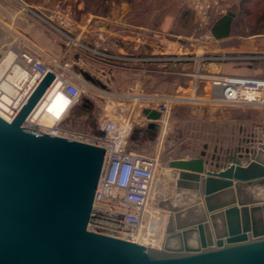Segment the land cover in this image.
<instances>
[{"label": "water", "instance_id": "obj_1", "mask_svg": "<svg viewBox=\"0 0 264 264\" xmlns=\"http://www.w3.org/2000/svg\"><path fill=\"white\" fill-rule=\"evenodd\" d=\"M53 80L47 72L10 122L0 117V264H264V146L225 165L205 151L168 163L175 192L158 208L170 214L165 242L178 238V247L89 230L105 149L23 126ZM142 114L154 135L160 114Z\"/></svg>", "mask_w": 264, "mask_h": 264}, {"label": "rangeland", "instance_id": "obj_2", "mask_svg": "<svg viewBox=\"0 0 264 264\" xmlns=\"http://www.w3.org/2000/svg\"><path fill=\"white\" fill-rule=\"evenodd\" d=\"M86 1L89 4H96V0ZM194 1L119 0L115 2V0H109L105 4L106 11H100L101 9L98 8L99 10L94 15L106 16L111 5L119 6L122 3H127L130 9V19L135 20V23L142 22L150 29L146 30L150 33L147 41H152L151 34L154 30L158 33L155 38L158 44L175 43L177 46H181L183 50L186 49L187 53L206 52V48L211 44L209 31L217 16L216 13H213L211 15L212 20L207 25L200 22L199 17L193 10ZM241 1L222 0V5L227 7V13H235L234 15H236L238 21L243 20L245 16L244 9L240 5ZM56 3H61L63 6L74 10L76 5L80 3L84 6L86 2L85 0H0V63L9 52H15L16 47L21 46L22 39L33 43L18 28L9 23L13 17L26 18V12L22 11L21 4H26L46 13L45 10L53 9ZM237 3H239L241 10L235 9L234 11L231 7H233L232 5L236 7ZM83 9L81 8V10ZM81 14L85 13L78 12L77 16L79 17ZM73 19L75 20L74 15ZM32 27L35 33L52 37V35L43 31L44 29L40 24L34 22ZM128 29L129 31H137L134 27H128ZM17 52L18 50L14 53L16 54L13 61L15 64H18ZM214 54L222 55L221 53ZM78 57L81 60L80 67L71 64L70 72L73 76L79 78L76 80V84L83 88L84 93L60 127L69 132L70 136L80 138L82 142L89 144H92L90 141L97 136L100 121L103 117L125 123L127 128H120L125 131L124 135L127 134L130 128L127 136L128 149L136 154L153 158L157 163L155 194L146 207L143 227L140 229L142 236L139 238H144L142 242L147 243L144 246L160 249L166 240V228L170 214L159 209L158 202L170 198L175 192V184L168 178L171 171L168 168V163L176 159L194 158L199 156L201 151H205V158L209 162H211L210 158L212 156L219 158L221 165L226 163L227 156L232 155L236 148L242 154H245V149H248L251 156L257 154L258 150L264 146V125H259V123L257 125L255 122L261 109L250 106L213 107L193 104L187 100L180 101L171 106L167 118L157 122L158 129L154 135H151V131L145 128L146 124L142 120V109L138 106L139 102L127 101L122 97L124 93L122 90L136 86L139 83L143 88H147L148 95L156 93L160 96L187 98L191 95L190 81L188 77L183 75L182 66L177 67L174 74L167 75L151 70L141 71L134 68L105 65L87 56ZM228 65L233 66V64L214 63L204 69L209 75L215 73L241 75L237 72H230V66ZM222 67V70L219 69ZM253 68L260 69L264 74V64L253 65ZM82 70L87 73L92 72L91 77L98 81L99 85L86 81L80 73ZM111 83L116 87V91H112V93H110L111 89L109 91V87H112ZM202 85L204 86V83ZM198 94L202 95L203 93L199 92ZM61 96L57 95L48 107L49 112L54 116V120L58 116V106L62 105ZM84 99L88 100L90 104L84 102ZM117 103L120 104L117 105ZM104 108H106V112H103ZM130 111H133V115L128 119L126 113H130ZM44 120L48 121L49 119L45 118ZM250 120H254V122L250 124ZM238 126L241 127L242 132L240 136ZM144 129L147 130V133L143 132ZM260 159L264 160V153L260 156ZM210 168L213 169L214 167L211 166ZM251 190L257 192L260 189L255 186ZM153 226V232L148 233L146 231L147 227L151 228ZM145 233L149 236L148 240H145ZM194 241V239H189L188 244L195 246ZM171 246L174 247L175 243L171 242Z\"/></svg>", "mask_w": 264, "mask_h": 264}, {"label": "built area", "instance_id": "obj_3", "mask_svg": "<svg viewBox=\"0 0 264 264\" xmlns=\"http://www.w3.org/2000/svg\"><path fill=\"white\" fill-rule=\"evenodd\" d=\"M21 6L22 11H25L33 22L40 24L54 36L66 51L73 52L77 56H87L105 65L141 71L151 70L167 75L174 74L176 68L182 66L183 75L190 81L189 97L160 96L156 93L126 95L127 98L143 101L144 109L157 111L160 120L167 118L174 103L185 100L193 104L215 107L264 108V77L219 73L209 75L204 69L214 63L247 66L264 61V55L187 53L175 43L159 44V52L156 53L145 49L116 54L107 45L101 43L103 39L100 42L87 43L74 36L75 20L71 8L56 3L53 9L41 13L26 4ZM193 10L200 22L205 25L211 22L213 13H216L217 18L227 13V7L222 5V0H195ZM136 30L130 32L139 40L147 39L150 35L144 29ZM17 63L13 65L17 68L11 73L13 79L7 76L12 68L0 77V111L4 113L6 119L2 118L10 122L47 72H50L54 75V80L23 126L52 136L80 140L70 136L69 132L60 127L68 110L80 101L84 93L83 88L76 84L79 78L70 72V63L58 62L26 39H22L21 46H18ZM3 83L11 86L10 93L3 90ZM51 89L56 95H62L63 111L55 118L52 126L46 127L37 121L35 110L39 104L47 102L52 93L49 94ZM199 92L203 94L199 95ZM5 96L10 99L9 103L4 99ZM129 132L130 128L124 135L123 131L116 129L114 122L102 118L97 136L90 141L93 145L105 149V158L93 197L89 230L137 243L138 232L143 227L146 207L155 194L157 163L153 158L136 154L128 149ZM153 230L154 226L146 229L148 233ZM145 234V240H148L149 236Z\"/></svg>", "mask_w": 264, "mask_h": 264}, {"label": "crops", "instance_id": "obj_4", "mask_svg": "<svg viewBox=\"0 0 264 264\" xmlns=\"http://www.w3.org/2000/svg\"><path fill=\"white\" fill-rule=\"evenodd\" d=\"M232 6L233 7L231 8L234 11L235 9L241 10L239 3L236 4V7L235 5ZM81 8H83L82 4L79 3L78 5H76V12H79ZM37 10L39 11V9ZM47 10L48 9H46L45 12H47ZM234 14L235 13L233 12H228L227 14L218 17L213 22L209 31V38L211 40V44L209 45L208 48H206L207 50L206 52L208 53L214 52L221 54L264 55V21L249 22L245 18V16L243 17V20L238 21L236 15ZM25 16L27 19L25 17L24 19L22 17H21L22 19H20V17L19 18L13 17V19L10 20L9 22L10 25H14L16 28H18L19 31L22 32L29 40L33 41L34 45H36L39 49H41L51 58L56 59L58 62H69L70 65L75 64L80 67L81 60L75 53L66 51L62 46V44L55 37L44 36L42 33H37V32L35 33V30L32 27L34 22L26 14ZM129 16H130V9L127 3H122L119 6L111 5L110 8H108V12L106 16H98L87 12L75 18V29L73 34L76 38L81 39L82 41L87 43L100 42L103 39L101 43L103 45H107V47L116 54H123L126 52H132L137 50L141 51L145 49L153 53L159 52L158 51L159 44L158 41L155 40V38L157 37L156 34L158 33L155 32L154 30L152 31L153 33L151 34L152 41H147L148 39L139 40L133 33L129 31L128 27H134L136 29H144V30H150V29L148 28L147 25L143 24L142 22L135 23V20L134 21L131 20ZM43 31L47 32L45 29ZM47 33L50 34L49 32ZM183 51L187 52L186 49H184ZM256 64H264V61L255 62L247 66H238V65H233V66L228 65V66H230L229 67L230 72L233 73L237 72L240 73L241 75H249V76L256 75V76L264 77V74L260 69L256 70V68H253V65ZM219 69L222 70L223 67ZM88 74L90 76L93 75L92 72ZM110 89H111L110 93H112V91H116L115 85L112 84V87H109V91ZM122 91H124L122 97L127 99V101L139 102L138 106H140V108L142 109L141 110L142 113L145 106L143 101H139V100L136 101L135 99L130 97L127 98L126 95H148L147 88H143V86H140V84L138 83L136 86L126 88V90H122ZM56 97L57 95L55 96V98ZM53 101L48 103V105L46 106L47 108L46 110H44V112L46 111L49 112L48 107L50 106V103H53ZM76 104H74L68 110L62 122L60 123V126L62 125V123L66 121L68 113L72 110V108ZM118 104L120 103H117V105ZM58 108H59L58 109V116H59L63 111V104L59 105ZM260 109L261 110H259L258 117L255 119V122L257 123V125L258 123L259 125L260 124L264 125V108H260ZM103 112H106V108L103 109ZM132 115H133V111H130V113H126V117H128V119L131 118ZM41 118L44 119V116H42ZM142 120H144L146 124L145 128H147V124L149 123V121L145 118L143 114H142ZM54 121L51 122L52 125L54 124L53 123ZM111 121L116 122L113 120ZM253 122L254 120H250V124ZM147 130L144 129L143 132L147 133L146 132ZM238 134L239 136L242 134L240 126H238ZM238 151L239 149L236 148L235 152L230 156L237 155ZM207 167L209 166L206 165V168Z\"/></svg>", "mask_w": 264, "mask_h": 264}, {"label": "bare ground", "instance_id": "obj_5", "mask_svg": "<svg viewBox=\"0 0 264 264\" xmlns=\"http://www.w3.org/2000/svg\"><path fill=\"white\" fill-rule=\"evenodd\" d=\"M10 30V29H9ZM17 38H18V36H17ZM17 49H15V52L18 50V46L16 47ZM13 49V48H12ZM14 52V51H13ZM13 52H9L8 54H7V56L6 57H4V59L2 60V62L0 63V75L1 76H4L7 72H8V70H10L11 68H12V70H11V72H9V75H7L8 76V78L9 79H13V76L11 75V73L14 71V68L15 67H13V66H11V65H13V64H15V62L13 63V61H14V56L16 55V54H14ZM17 54H18V52H17ZM13 63V64H12ZM16 70H17V68H15ZM214 70V69H213ZM21 82V81H20ZM18 84L20 85V83H19V81H18ZM2 88H3V90L6 92V93H10L11 92V90H12V88H11V86L9 85V84H7V83H3L2 84ZM52 92V89L50 90V92H49V94ZM48 94V95H49ZM50 97H49V99L47 100V102H42L41 104H39V106H38V108L35 110V114H36V116L35 117H37V121L39 122V124H41V125H44V126H46V127H50V126H52V124H51V122L52 121H54V116H52V114L51 113H49L48 111H46V112H44V110H46V106L48 105V103L49 102H51V101H53L54 100V98H55V96H56V92H52L51 93V95H49ZM4 99L6 100V102L7 103H9V101H10V99L9 98H7V96H5L4 97ZM114 104V103H113ZM109 110H110V108H109ZM44 113V114H43ZM114 113V112H113ZM113 113H111V114H113ZM43 114V115H42ZM110 114V115H111ZM109 115V114H108ZM42 116H44V119L45 118H47V119H49L48 121H45L43 118H41ZM0 117H3V118H5V115H4V113H2L1 111H0ZM108 117V116H107ZM110 117H113V116H110ZM6 119V118H5ZM114 119H116V118H114ZM117 121V123L116 122H114L115 124H116V129H118V130H121V131H123V133L125 134V131L124 130H122V129H120V128H127V125L124 123H122V122H120L119 120H116ZM264 195V194H263ZM152 205V204H151ZM149 208V207H148ZM154 211V210H153ZM153 211H151V212H153ZM157 211V210H156ZM148 214H150V213H148ZM139 234V237L140 236H142V234H141V232H139L138 233ZM138 237V239H137V243H139V244H141V245H147V243L144 241V242H142V240H144V238L142 237V238H139ZM192 237V238H191ZM189 239H194L195 241V245H196V243H197V240H196V236H195V234H191L190 236H188V238H187V243H188V240ZM171 242H173V244L175 243V246L174 247H178L179 246V240H178V238H170V239H168V242H165L168 246H170V247H172L171 246ZM189 245V244H188ZM190 246H191V244H190Z\"/></svg>", "mask_w": 264, "mask_h": 264}, {"label": "trees", "instance_id": "obj_6", "mask_svg": "<svg viewBox=\"0 0 264 264\" xmlns=\"http://www.w3.org/2000/svg\"><path fill=\"white\" fill-rule=\"evenodd\" d=\"M108 1L109 0H96V4H89L88 1L85 0L86 3L83 6L84 9L79 12L82 13L88 12V13L96 14L97 10H99L98 8L101 9L100 11H106L105 9H107V7L105 4ZM116 1L118 2L119 0H115V2ZM240 5L243 7L245 17L249 22L264 21V10H263L264 0H242L240 2ZM74 10H72V12H74L73 15L76 18L78 15V12L77 14H75L76 7H74Z\"/></svg>", "mask_w": 264, "mask_h": 264}]
</instances>
